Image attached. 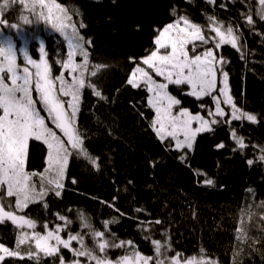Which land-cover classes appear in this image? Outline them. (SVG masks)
Instances as JSON below:
<instances>
[{
  "label": "trees",
  "instance_id": "1",
  "mask_svg": "<svg viewBox=\"0 0 264 264\" xmlns=\"http://www.w3.org/2000/svg\"><path fill=\"white\" fill-rule=\"evenodd\" d=\"M57 2L68 10L77 26L80 21L87 25L79 31L93 41L89 50V73L95 70L96 75L86 73V78L107 99L100 100L92 94V88L86 87L78 127L86 133L89 153L97 158L99 168L73 156L61 197L49 193L45 198L47 209L42 203L30 204L22 214L39 221L36 230L42 231L45 221L50 222V228L63 223L55 218L54 213L59 212L72 221L61 235L66 237L67 231L79 232L89 247H94V242L89 230L81 226L79 213L85 214L97 230H104V221L115 218L107 231L117 239L132 240L136 250L144 255H155L151 240L145 239L151 236L169 243L168 257L179 251L186 257L197 254L200 258L203 248L205 258L211 257L217 264H264V162L259 160V149L264 146V37L250 33L244 25L241 31L246 59L242 60L229 45L223 46L219 53L229 61L226 70L238 106L257 114L259 122L234 121L231 127L216 125L214 131L198 135L192 150H185L186 155L167 147L168 140L161 142L151 127L154 112L146 106V91L126 83L134 67L129 58L139 62L153 50L156 29L175 19L171 14L173 8L195 23L206 25L207 16L215 15L227 26L243 23L240 4L222 0L228 5L225 10L208 5L206 0ZM17 8L18 5L12 7L4 18L22 26L27 33L43 38L53 73L59 74L55 61L66 52V42L43 23L22 25ZM254 31L264 33V21H258ZM36 47L31 42L30 51L35 57ZM80 59L77 57L78 62ZM170 91L192 113L205 116L201 103L212 107L210 97L199 101L180 94L179 88L170 87ZM233 128L238 136L244 137L248 147L233 151ZM221 142L226 146L218 149L216 146ZM45 153L46 147L41 142L30 141L28 170L42 172ZM249 159L254 160L252 165L247 163ZM207 179L214 184L204 183ZM113 197H116V206L126 215L120 216L100 202L112 201ZM136 208L143 211L137 213ZM155 219L162 223L146 225L141 230V220ZM241 234L243 238L237 239ZM15 236L10 221L0 224V242L12 248ZM27 247V244L21 246ZM63 253L71 258L67 250ZM123 254H126L124 249L108 250L113 260ZM50 260L45 257L41 264H50ZM5 264H34V261L6 258Z\"/></svg>",
  "mask_w": 264,
  "mask_h": 264
},
{
  "label": "snow or ice",
  "instance_id": "2",
  "mask_svg": "<svg viewBox=\"0 0 264 264\" xmlns=\"http://www.w3.org/2000/svg\"><path fill=\"white\" fill-rule=\"evenodd\" d=\"M237 2L242 8L240 19L243 21L238 25L225 26L215 15L207 16L206 25L198 24L173 8L171 14L175 17L174 21L156 29L154 49L139 62L134 57L129 58L134 67L126 83L134 89L143 88L146 91V106L154 112L152 130L161 142L169 141L167 147L171 150L186 155L185 150L192 149L197 135L214 131L215 125L227 124L231 127L234 121L259 122L257 114L238 106L231 93L229 72L226 70L229 61L219 54L223 46L229 45L242 60L246 59L241 31L244 25L248 26L250 33L264 37V33L254 31L257 22L264 21V0H231L233 4ZM206 3L225 10L228 7L222 0H206ZM17 5L22 25L43 23L66 42V52L55 61L59 74L53 73L44 41H39L37 58H33L27 44L36 37L25 34L20 25L4 18L5 13ZM0 26L15 29L21 41L18 48L11 35L0 31V224L10 221L16 232L14 247L0 242V264H5L6 258L27 259L41 264L45 257L51 258L50 264H217L213 258H205L203 248L200 249L199 259L197 254L186 257L179 251L168 257L166 253L171 250L169 243L151 236L145 239L151 240L155 255H144L136 250L132 240L117 239L115 234L107 231L115 218L104 221V230H97L85 214H78L81 226L89 230L94 247L87 246L79 232L67 231L66 237L61 235L72 221L59 212L54 213L55 218L63 223H56L50 228V222L45 221L41 225L42 231L36 230L39 221L22 213L30 204L36 203H42L47 209L45 198L49 193L61 197L63 181L73 156L99 168L97 158L89 153L88 137L78 127V120L82 93L86 87L92 88V94L100 100L107 97L86 78L93 41L81 35L79 29L87 25L80 21L77 26L68 10L57 0H0ZM55 54L61 56L60 52ZM19 57H22V63H18ZM77 57L81 58L79 62ZM153 73L161 79L157 81ZM89 75L95 76L96 71L92 70ZM170 85L179 88L183 95L199 101L210 97L214 107L205 103L200 105L209 118L180 107L181 100L171 94ZM231 138L235 143L233 151L248 147L235 128ZM33 140L46 146V166L42 172L28 170L29 146ZM225 146L221 142L216 147L223 149ZM259 152V160L264 162V146ZM253 162V159L247 161L249 165ZM72 183H76L74 178ZM204 183L213 185L214 181L207 179ZM115 201L116 197H113L112 201L100 202L113 208L120 216L126 215ZM135 211L140 213L143 210L136 208ZM161 223L160 219L141 220V230L146 225ZM242 238V234L237 236V239ZM26 244L28 247L22 249L21 246ZM109 249H124L126 254L113 260L108 256ZM63 250H67L71 258H66Z\"/></svg>",
  "mask_w": 264,
  "mask_h": 264
},
{
  "label": "rangeland",
  "instance_id": "3",
  "mask_svg": "<svg viewBox=\"0 0 264 264\" xmlns=\"http://www.w3.org/2000/svg\"><path fill=\"white\" fill-rule=\"evenodd\" d=\"M22 27V26H21ZM23 28V27H22ZM23 30H24V33L25 34H29V33H27L26 31H25V29L23 28ZM0 31H3L4 33H5V35H11L12 37H13V39L14 40H16V43H17V47L19 48L20 46H21V41L17 38V35H16V30L15 29H7V28H4L3 26H0ZM36 38L35 39H31V40H29V42H28V44H27V47H28V51H29V54L31 55V56H33L32 55V53H31V51H30V44H31V42H35L36 43V45H37V47H36V52H37V54H38V45H39V41H41V40H43V38L42 37H40V36H35ZM154 49V48H153ZM33 58H37V56L35 57V56H33ZM18 63H22V57H19L18 58ZM153 76H154V73H153ZM154 78L157 80V81H159L161 78L160 77H155L154 76ZM170 87H175V86H169V91H170ZM171 92V91H170ZM171 94H173L172 92H171ZM180 94H182V92H180ZM174 96H176L178 99H180V97L177 95V94H173ZM181 100V99H180ZM180 107H183V108H187V107H184V106H181L180 105ZM212 107H214V105H212ZM222 107H225L226 109H227V106H224V105H222ZM188 109V108H187ZM189 110V109H188ZM190 111V110H189ZM42 115H46V113H41ZM193 114H196V113H193ZM205 115V118L207 119V118H209L208 116H207V112L204 114ZM47 123H49V126L50 127H53L52 125H51V123H50V121H48ZM196 125L194 124L193 125V127H195ZM216 126V125H215ZM214 127V126H213ZM56 131H57V134H60L59 133V130L58 129H56ZM206 133H208V132H204V133H200V134H198V135H203V134H206ZM197 135V136H198ZM197 138V137H196ZM196 140V139H195ZM39 142V141H38ZM42 143V142H41ZM194 143H195V141H194ZM43 144V143H42ZM44 145V144H43ZM45 146V145H44ZM46 147V146H45ZM193 147H194V144H193ZM192 147V148H193ZM192 150V149H191ZM46 166V165H45ZM64 180H65V178H64ZM64 182V181H63ZM199 259V258H198Z\"/></svg>",
  "mask_w": 264,
  "mask_h": 264
}]
</instances>
